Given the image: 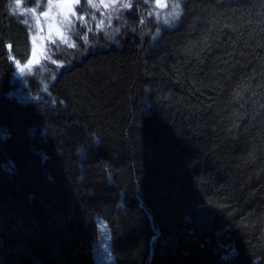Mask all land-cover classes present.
I'll use <instances>...</instances> for the list:
<instances>
[{
  "label": "trees",
  "instance_id": "obj_1",
  "mask_svg": "<svg viewBox=\"0 0 264 264\" xmlns=\"http://www.w3.org/2000/svg\"><path fill=\"white\" fill-rule=\"evenodd\" d=\"M13 1L0 264H264V0H179L168 26L134 0L116 33L77 38L45 89L21 91L30 35Z\"/></svg>",
  "mask_w": 264,
  "mask_h": 264
},
{
  "label": "rangeland",
  "instance_id": "obj_2",
  "mask_svg": "<svg viewBox=\"0 0 264 264\" xmlns=\"http://www.w3.org/2000/svg\"><path fill=\"white\" fill-rule=\"evenodd\" d=\"M124 2H126V0H116L115 7L109 6L106 8L104 7V4L111 5L112 0H103V4L101 3V0H94V3L99 5V9H95L87 4V0H80L79 4H74L72 6V10L75 11V17H73L69 11L67 0H53V4H58L59 6H54L50 11L47 8V0L33 2L35 3L33 7H27L23 2L20 1L19 10L15 8L16 0L13 1L10 5L11 15L21 21L28 19L32 25V30H29L28 25L25 24L30 35L31 50L28 59L23 64H21V66L27 64L28 60H32V64L26 67L23 73L17 69V66L15 67V73L17 75V78L15 79V87L21 91L26 86V79L40 76L39 78L42 79L40 80L41 87L45 89V77L50 74L49 78L51 79V75H53L51 73H55V71H58L63 67V65H65V55L68 51L73 49L76 50L77 46L75 40L77 38H79L81 41H84L83 37L85 35H87V37L91 35L97 36L98 34L110 35L113 31L115 32V28L112 25L114 23L116 26H120L122 14L126 8H120L119 5ZM131 2L133 5L134 0H131ZM37 3L41 5V8L37 9L35 14L27 11H25L24 15L19 14L20 10H27L29 8L36 9ZM165 4H167V7H163ZM175 4L176 3L168 4L165 0H160L161 6L157 7L155 0L152 2L149 10L145 12L146 16L144 17V20L152 17L160 25L168 26L172 24L175 20L170 24H164L163 21L165 18L171 21L170 13L172 12L173 6ZM81 8H84V11H81ZM41 11H48V16L40 15ZM156 12L160 13L159 17L155 15ZM93 14H95L96 20L91 19ZM64 16H67L69 19L73 20V26L66 28L60 23ZM80 16L85 17V20L87 21V23L83 24V26L82 22L76 19ZM101 20L104 21L103 27L97 29L96 26ZM66 23L67 21H65V24ZM88 28H92L93 31L89 32ZM53 40L56 41L55 44L51 43ZM64 41H66V43ZM70 44L75 46L69 47L68 45ZM52 61H55V63ZM99 231L100 238L101 233L103 234L102 236L107 234V232L109 233V230H107L101 222H99ZM103 239L104 240H102V243L105 242L106 238L103 237ZM99 251V256L106 254L108 252L106 245L103 244V248H101ZM107 261L108 260L106 259L105 262L107 263Z\"/></svg>",
  "mask_w": 264,
  "mask_h": 264
},
{
  "label": "snow or ice",
  "instance_id": "obj_3",
  "mask_svg": "<svg viewBox=\"0 0 264 264\" xmlns=\"http://www.w3.org/2000/svg\"><path fill=\"white\" fill-rule=\"evenodd\" d=\"M67 2H68L69 11L71 12V15H72L73 17H75V11L72 10V6H73L74 4H79V3H80V0H67ZM101 3L103 4V0H101ZM87 4H88L89 6H91L92 8L99 9V5L96 4V3H94V0H87ZM115 5H116V0H112V4H111V5H109V4H104V7H106V8L109 7V6L115 7ZM54 6L58 7L59 5H58V4H57V5H54V4H53V0H47V8H48L49 11H50ZM156 6H157V7H160V6H161V5H160V0H156ZM119 7H120V8H129V9H130V8L132 7V2H131V0H126V2L121 3V4L119 5ZM163 7H167V4L163 5ZM15 8H16L17 10L20 9V0H16ZM39 8H41V5H40L39 3H37L36 9L29 8V9H27V10H20V11H19V14H20V15H24V14H25V11L35 14V13H36V10L39 9ZM179 8H180V3H179V0H177V3L173 6L172 12L170 13L171 21H170L169 19L165 18L164 21H163V23H164V24H170L172 21H174V20H178V19L180 18V15H181V12L179 11ZM81 11H84V8H81ZM14 14H15V12H14ZM40 15L48 16V11H41V12H40ZM155 15H156L157 17H159L160 13H159V12H156ZM76 19H78L79 21L82 22V26H83V24H86V23H87V21L85 20V17H83V16L77 17ZM91 19H92V20H96V16H95V14H93V15L91 16ZM65 21H67L66 24H65ZM22 23L28 25L29 30H32V25L30 24V22H29L28 19L23 20ZM60 23L63 24L66 28H67V27H71V26H73V20L69 19L67 16H64V17L62 18V20L60 21ZM103 23H104V21L101 20V21L97 24V26H96L97 29L102 28V27H103ZM141 23H143V20H141ZM88 31L91 32V31H93V29H92V28H88ZM83 39H84L85 42H87V39H88L87 35H85V36L83 37ZM34 42H35V37H34ZM64 42L66 43V41H64ZM51 43L55 44L56 41L53 40V41H51ZM68 46H69V47H74L75 45L70 44V45H68ZM34 54H35V53H34ZM14 62L16 63L17 69H18L19 71H21L22 73L24 72V69H25L26 67H28V66H30V65L32 64V60H28V61H27V64H25V65H23V66H21V64H20L19 61H14ZM52 62L55 63V61H52Z\"/></svg>",
  "mask_w": 264,
  "mask_h": 264
},
{
  "label": "water",
  "instance_id": "obj_4",
  "mask_svg": "<svg viewBox=\"0 0 264 264\" xmlns=\"http://www.w3.org/2000/svg\"><path fill=\"white\" fill-rule=\"evenodd\" d=\"M13 76L17 78V75H16V73H13Z\"/></svg>",
  "mask_w": 264,
  "mask_h": 264
}]
</instances>
